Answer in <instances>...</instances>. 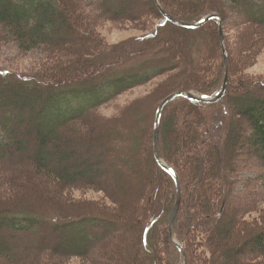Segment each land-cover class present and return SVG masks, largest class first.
Listing matches in <instances>:
<instances>
[{
  "label": "trees",
  "instance_id": "trees-1",
  "mask_svg": "<svg viewBox=\"0 0 264 264\" xmlns=\"http://www.w3.org/2000/svg\"><path fill=\"white\" fill-rule=\"evenodd\" d=\"M88 1L0 0V46L14 43L27 53L43 49L51 60L35 71L0 67V264H59L75 257H94L95 264H185L171 231L179 182L157 154L160 107L154 125L144 128L142 109L109 118L101 108L164 75L167 86L186 79L168 95L219 93L228 73L221 19L190 28L170 20L157 0ZM222 1L163 0L184 20L201 21L217 11L229 19L234 11L243 26L264 29V2ZM155 14L163 20L140 40L159 51L134 66L124 63L128 50L114 63L94 59L111 47L99 19L146 23ZM203 34L213 44L199 65L195 51ZM230 48L227 96L220 102L180 96L163 122L164 156L184 181L177 232L190 264H264V78L249 74L231 43ZM121 126L125 137L118 135ZM93 141L111 142L109 162L112 157L117 171L141 186L131 183L120 193L105 184L98 171L103 164L86 157V144ZM243 152L248 154L242 159ZM82 157L87 159L76 163ZM105 167L113 170V163ZM249 169L260 170L250 179L256 189L247 184L240 190L241 174ZM85 184L106 189L117 206L79 208L64 191ZM165 201L170 203L164 213ZM224 233L238 244L228 247ZM143 255L153 259L143 262Z\"/></svg>",
  "mask_w": 264,
  "mask_h": 264
},
{
  "label": "rangeland",
  "instance_id": "rangeland-1",
  "mask_svg": "<svg viewBox=\"0 0 264 264\" xmlns=\"http://www.w3.org/2000/svg\"><path fill=\"white\" fill-rule=\"evenodd\" d=\"M92 1L94 0H89L88 2L92 3ZM259 1L264 2V0H259ZM222 2L223 4L227 3L226 6L228 5L231 6V4H233V0H223ZM93 8L94 7H92V9ZM228 11L229 13L232 12L233 8H230ZM238 16L239 15L236 12L234 13V11L231 13L229 19H227L225 16V23L226 26L228 25V32L230 37L228 38V42L230 40L229 45L231 43L234 46V51L235 54H237V58L239 59V61H241L242 65L246 68L249 74L264 78V29L256 30V29L247 28V26H243L244 24H240L237 21ZM152 19L153 21L150 22L147 21L146 23H143L141 21H131V20L115 21L112 19H108V20L99 19L101 21L98 23L99 30L101 31L103 36L107 38L111 47L106 48V50L102 51V54L100 56L94 57V59L98 61L100 60L102 61L103 59H105L110 63H114L115 60H118L117 57L118 55L125 52V50L126 51L128 50V54L125 53L126 57H124L125 60L124 63L126 66L127 65L134 66L135 64H138L140 61L145 60V58L153 51H159L158 46L155 47V50L149 51L151 50V47H149L150 46L149 42L147 43L140 40L141 36H144L152 29L157 28L159 22L163 20V18H161V16H159L158 14L152 16ZM209 36H210L209 34L207 35L203 34L202 37L200 38V43L196 48L195 52L198 58L196 62H198L199 65L203 64L204 57L206 56V53H208V48L210 47V45L213 44V40ZM165 39L167 38H164L163 42L165 41ZM116 49L118 51L117 53H116ZM48 53L49 52H46L43 49H39V50L37 49L35 51H32L31 53L29 52L27 53L22 51L18 47V45L14 43H8L6 45L0 46V67H9V68L12 67L15 70L19 69L21 71L39 70L46 67V65L50 63L51 60L50 59L47 60L46 58ZM168 78L169 75H164L160 78L154 79L152 82H149L146 85L139 86L135 89H132L122 94L114 101L102 107L101 113L109 118H114V117L118 118L120 116H125L124 114H126L129 111H131L130 113H135V112L139 113L141 112L140 109H142V111L145 113L144 118L147 117L144 120V123H141L142 128H144L147 125L149 126L150 124L154 125V122L156 120V116H155L156 110H158V108L161 107L165 99L170 96L168 94H170L174 89H177V87L181 85L180 82H182V80L186 81L185 77L182 76V78L179 79V82L177 84L172 83L171 85L169 84L170 86H167V84L170 82V80L168 81ZM160 86L161 87L165 86V87H163L164 89L161 90L159 89ZM196 90L201 91L199 89ZM145 97H149V98L146 99V102H143L142 100ZM152 107H154L153 110ZM158 116H159V112H158ZM132 122L133 121L126 120V125L129 127L130 125L136 127V122L134 123ZM174 123L177 127H179L180 120L178 117L174 119ZM137 127L141 128V126H139L138 123H137ZM119 128L121 129H119L118 135L125 137V135L123 134L125 130L124 127L122 128L121 126ZM93 143L94 141L86 144V148L88 149V154L86 155V157L87 158L89 157L90 159L88 160L89 163L95 161L97 163L99 162V164L100 163L103 164L100 167V169H98V171L100 174L104 175L102 176V179H104V182H106L105 184H108V186L110 185L112 187L118 186L120 188L119 189L120 193L123 188L129 190L130 187L131 189L132 187L130 185L131 183H134V185L141 186V183L137 178L135 179L134 177L128 176L123 172H118L117 167L114 165L112 157H110V161L111 163H113V170L111 168L105 167L107 166V164L111 165V163L108 160L109 147L113 146L111 142L102 145L101 144L95 145ZM89 148H91L90 150L92 151H90ZM247 154H248L247 152H243V155H241L240 158L243 159V157H245ZM253 157H255L254 154ZM87 158L84 157H82L81 159L77 158L76 163L85 161ZM257 159L259 161L262 160L259 156H257ZM258 175H260V170L252 171L249 169L243 171V173L241 174V178L245 180H243V182L240 183L239 189L244 190L247 187V184L249 185L247 188L252 189L253 185L250 179L251 178L256 179V176ZM166 187H168L169 189L167 194H170L171 186L169 185ZM3 189L4 188L0 187V191H2ZM64 193L66 197L69 198V200L76 201V205H79V208H84L82 206H85V208H90L91 205L96 208H99V206L104 207L106 206V204L116 207L118 204L116 200H114L109 196L110 194L106 189L99 188L98 186H91L87 184L71 186L66 191H64ZM248 194L250 196L251 192H249ZM169 203L170 201H165L164 204L162 205V209L164 210V213L166 211L165 207L167 206V204L169 205ZM259 210L263 211L264 209L260 208ZM223 238L224 241H226V243L228 242L227 245L228 247H233L235 244H238L239 242L235 240L233 241L232 239L228 240L226 233H224ZM235 239H237V237ZM238 239L241 240L242 236L241 235L238 236ZM148 257L153 259L150 256L144 257L143 255L142 261L143 262H146L147 260L149 261ZM93 260H95L94 257L93 258L75 257V258L63 260L59 264H95Z\"/></svg>",
  "mask_w": 264,
  "mask_h": 264
},
{
  "label": "water",
  "instance_id": "water-1",
  "mask_svg": "<svg viewBox=\"0 0 264 264\" xmlns=\"http://www.w3.org/2000/svg\"><path fill=\"white\" fill-rule=\"evenodd\" d=\"M158 3L160 4L161 8L165 12V14L168 16V18L180 25L190 27V28H200L204 25H206L208 22H210L213 19L219 18L221 19V25H222V37H223V42L225 45V51H226V57H227V64H228V73H227V79L225 86L223 89L217 93V94H209L205 92H201L198 90H184V91H179L176 92L169 97L165 99L163 104L160 107L159 110V116H158V122H157V132H156V144H157V154L161 162L169 169L178 179L179 186H180V195L178 199V203L173 215L172 219V226H171V231L174 239L179 243V245L182 247L185 255V264H190V254L185 246V244L182 242L180 239L178 232H177V223L183 208V202H184V181L181 173L169 162V160L164 156L163 152V122H164V117L165 113L167 110V107L169 104L175 100L176 98L180 96H188L193 99L199 100V101H205V102H220L222 101L228 94L229 89L231 87L232 83V78H233V63H232V55H231V50H230V45L228 42V35H227V29H226V23H225V14L218 11V12H213L209 15H207L204 19L201 21L197 22H191L188 20L181 19L174 15L169 9L166 7L164 4L163 0H157Z\"/></svg>",
  "mask_w": 264,
  "mask_h": 264
}]
</instances>
